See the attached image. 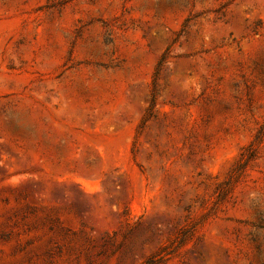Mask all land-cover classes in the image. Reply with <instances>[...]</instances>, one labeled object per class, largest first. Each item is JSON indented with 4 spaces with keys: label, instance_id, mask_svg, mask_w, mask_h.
<instances>
[{
    "label": "rangeland",
    "instance_id": "1",
    "mask_svg": "<svg viewBox=\"0 0 264 264\" xmlns=\"http://www.w3.org/2000/svg\"><path fill=\"white\" fill-rule=\"evenodd\" d=\"M264 264V0H0V264Z\"/></svg>",
    "mask_w": 264,
    "mask_h": 264
},
{
    "label": "trees",
    "instance_id": "2",
    "mask_svg": "<svg viewBox=\"0 0 264 264\" xmlns=\"http://www.w3.org/2000/svg\"><path fill=\"white\" fill-rule=\"evenodd\" d=\"M148 264H149V262H148Z\"/></svg>",
    "mask_w": 264,
    "mask_h": 264
}]
</instances>
